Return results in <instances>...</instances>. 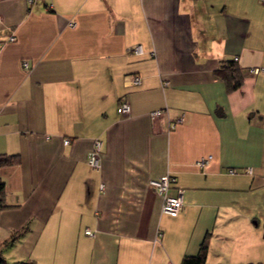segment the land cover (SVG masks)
Masks as SVG:
<instances>
[{"label":"crops","instance_id":"crops-1","mask_svg":"<svg viewBox=\"0 0 264 264\" xmlns=\"http://www.w3.org/2000/svg\"><path fill=\"white\" fill-rule=\"evenodd\" d=\"M228 59L231 91L214 71ZM253 67L264 0H0V153L20 157L0 169V242L26 225L18 257L37 264H179L209 231L206 264H264L262 229L230 208L239 183L264 182ZM164 174L175 216L150 184Z\"/></svg>","mask_w":264,"mask_h":264},{"label":"trees","instance_id":"trees-1","mask_svg":"<svg viewBox=\"0 0 264 264\" xmlns=\"http://www.w3.org/2000/svg\"><path fill=\"white\" fill-rule=\"evenodd\" d=\"M215 74L218 75L221 79H223L226 89L228 91L233 90L241 81L242 74L240 72V68L237 66L235 59H228L222 61L220 65L214 70ZM20 161V157L17 154H5L0 153V169L6 166H12L18 164ZM172 176V175H171ZM173 181H171L170 186H173L175 183V177ZM5 182L2 180L0 176V210L6 208L7 205L5 202ZM27 230V226L24 225L22 228L11 232L7 239H4L0 242V245H9L14 243L17 238H19L25 231ZM209 237L210 232L207 231L202 238L197 252L193 254H185L183 255L179 264H206V255L208 251L209 245ZM1 247V246H0ZM1 252V251H0ZM19 264H37V262L33 258H27L18 262ZM0 264H9L6 259L0 253ZM237 264H261V263H237Z\"/></svg>","mask_w":264,"mask_h":264},{"label":"built area","instance_id":"built-area-1","mask_svg":"<svg viewBox=\"0 0 264 264\" xmlns=\"http://www.w3.org/2000/svg\"><path fill=\"white\" fill-rule=\"evenodd\" d=\"M28 3H32L34 0H27ZM10 40H13L14 37L10 36ZM132 51L135 54L141 53L142 49L140 45H135L132 47ZM236 59V57H235ZM22 65L24 67L28 66L27 61H23ZM252 73H260L264 72V67H253L250 69ZM134 82H138V77L135 78ZM129 110V105L127 102H121L118 105L117 111L119 113H127ZM161 113L160 109L153 110L150 114L151 116H158ZM64 142L67 143L68 140L64 139ZM101 153V141L99 139H96L93 142L92 148L87 153V159L86 162L91 167H99L100 162V154ZM209 160V157L200 159L197 164L200 166H203L206 164V162ZM232 171V170H230ZM247 172L251 171V169H247ZM251 173V172H250ZM174 178L171 175L164 174L160 175L155 179H152L150 181L151 186L155 189V191L161 196V212L168 214L170 216H175L178 214L182 207V199H181V193L178 191V193L171 194L170 191V184L171 181H173ZM87 234H91V231L87 229L85 231Z\"/></svg>","mask_w":264,"mask_h":264},{"label":"rangeland","instance_id":"rangeland-1","mask_svg":"<svg viewBox=\"0 0 264 264\" xmlns=\"http://www.w3.org/2000/svg\"><path fill=\"white\" fill-rule=\"evenodd\" d=\"M248 173L250 174L249 171ZM235 177L236 179H239L238 175ZM241 183L242 184L239 183V185L242 187H237V189L231 194L232 196H235V203H231L230 208L234 209L237 214H242V212L246 213L249 217L248 224H251V227L253 226L254 228L262 229L261 234L262 237H264V182H258L251 186L248 181L247 188L244 186L245 182ZM249 215L253 216L252 220ZM237 218L239 217L237 216ZM236 223V228L238 229L240 223L238 221H236ZM0 246V253L6 258L7 263L19 264L18 261L23 260L18 257L21 252V249L19 250L18 241H15L13 245L11 243L9 245Z\"/></svg>","mask_w":264,"mask_h":264}]
</instances>
